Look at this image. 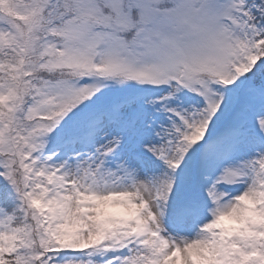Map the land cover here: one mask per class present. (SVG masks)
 <instances>
[{
    "label": "snow or ice",
    "instance_id": "6c2138e0",
    "mask_svg": "<svg viewBox=\"0 0 264 264\" xmlns=\"http://www.w3.org/2000/svg\"><path fill=\"white\" fill-rule=\"evenodd\" d=\"M0 264H264V0H0Z\"/></svg>",
    "mask_w": 264,
    "mask_h": 264
}]
</instances>
